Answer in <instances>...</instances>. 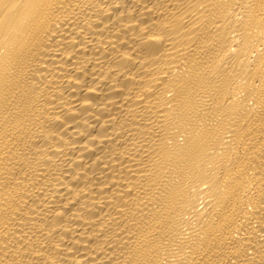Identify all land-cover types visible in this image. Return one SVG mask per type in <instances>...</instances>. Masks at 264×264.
Listing matches in <instances>:
<instances>
[{"label": "bare ground", "instance_id": "6f19581e", "mask_svg": "<svg viewBox=\"0 0 264 264\" xmlns=\"http://www.w3.org/2000/svg\"><path fill=\"white\" fill-rule=\"evenodd\" d=\"M0 264H264V0H0Z\"/></svg>", "mask_w": 264, "mask_h": 264}]
</instances>
